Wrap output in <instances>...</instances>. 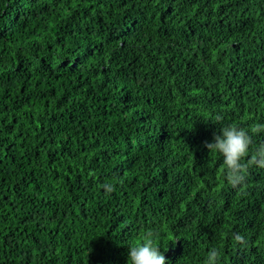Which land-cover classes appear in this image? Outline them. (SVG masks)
I'll use <instances>...</instances> for the list:
<instances>
[{"label": "trees", "instance_id": "1", "mask_svg": "<svg viewBox=\"0 0 264 264\" xmlns=\"http://www.w3.org/2000/svg\"><path fill=\"white\" fill-rule=\"evenodd\" d=\"M261 121L264 0H0V264H264Z\"/></svg>", "mask_w": 264, "mask_h": 264}, {"label": "clouds", "instance_id": "2", "mask_svg": "<svg viewBox=\"0 0 264 264\" xmlns=\"http://www.w3.org/2000/svg\"><path fill=\"white\" fill-rule=\"evenodd\" d=\"M251 131H264V121L256 123ZM213 135L214 138L207 143V147L222 156L226 165V178L233 186L245 180L247 166L264 168V144H259L255 148V153L247 164L244 162V157L249 154L253 143L249 129L240 125H226L220 127V131ZM103 187L108 193L115 190V185L111 182L105 183ZM234 239L237 242L244 241V237L239 233L234 235ZM219 256V250L215 247L211 248L207 254L206 264H218ZM128 259L131 264H170L151 231H145L139 244L129 246Z\"/></svg>", "mask_w": 264, "mask_h": 264}]
</instances>
